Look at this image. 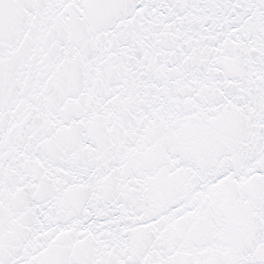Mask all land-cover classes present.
Masks as SVG:
<instances>
[{
    "label": "snow or ice",
    "instance_id": "1",
    "mask_svg": "<svg viewBox=\"0 0 264 264\" xmlns=\"http://www.w3.org/2000/svg\"><path fill=\"white\" fill-rule=\"evenodd\" d=\"M0 264H264V0H0Z\"/></svg>",
    "mask_w": 264,
    "mask_h": 264
}]
</instances>
